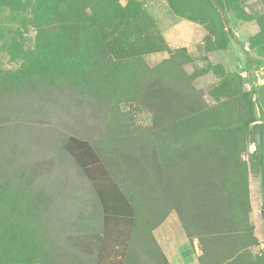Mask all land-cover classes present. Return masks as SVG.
<instances>
[{
    "label": "trees",
    "instance_id": "obj_1",
    "mask_svg": "<svg viewBox=\"0 0 264 264\" xmlns=\"http://www.w3.org/2000/svg\"><path fill=\"white\" fill-rule=\"evenodd\" d=\"M167 1L181 17L207 24L209 53L228 49L229 15L252 18L241 0ZM28 6L34 48L18 69L0 72V115L2 96L45 87L78 91L106 106L100 138L69 136L61 144L91 184V210L72 223L96 232L88 249L97 254L87 260L50 237L43 214L51 198L42 189L0 181V264H129L128 248L137 240L144 258L135 264H170L152 231L172 209L190 239L199 238L201 264H264L263 254L251 252L259 239L250 218L252 170L264 208V84L256 86L253 74L264 61V13L249 42L260 58L245 51L250 77L214 65L222 75L209 91L210 104L185 67L194 60L186 47L148 63L145 56L167 43L139 0H35ZM135 110L152 112V125L139 124ZM256 121L263 122V157L259 162L256 148L249 162L244 154L255 142Z\"/></svg>",
    "mask_w": 264,
    "mask_h": 264
},
{
    "label": "rangeland",
    "instance_id": "obj_2",
    "mask_svg": "<svg viewBox=\"0 0 264 264\" xmlns=\"http://www.w3.org/2000/svg\"><path fill=\"white\" fill-rule=\"evenodd\" d=\"M33 1L20 0V7L12 0H0V72L18 69L23 63L24 52L34 48L36 29L30 23L32 14L28 6ZM128 1L121 0V3L125 5ZM139 1L155 18V29L167 43L165 50L145 56L150 65L154 66L168 58L170 51L186 47L194 60L185 67L195 73L194 84L205 92V98L210 104L214 100L209 91L222 75L215 73L214 65L222 64L229 72L245 74V79L250 77L246 69L245 51L260 58L249 42L259 31L256 18L264 13L261 0H241L243 8L252 18L244 22L229 15L227 31L232 35L230 45L225 51L212 53L207 52L204 45L208 35L207 24L181 17L170 8L167 0ZM250 87L246 84L247 89ZM1 104L4 111L0 115V181L13 185L28 183L33 192L42 189L51 198L43 214L50 237L62 249L78 251L87 260L95 256L97 251L88 249V244L96 232L91 229L79 231L72 223L80 213L86 214L91 210L94 197L91 184L72 157L62 150L61 144L69 136L91 141L100 138L104 134L106 106L98 105L95 100L78 91H59L46 87L37 93L2 96ZM124 108L130 107L125 105ZM135 118L143 126H151L153 123V115L149 110H135ZM255 150L254 142L249 145L244 158L253 161L251 153ZM250 186L258 200L252 213V225L259 239V244L251 247L256 257L264 255V223L260 214L262 200L258 175L254 170L251 172ZM101 225L98 240H102L104 235ZM138 246V240L132 241L128 249L135 256L144 258ZM179 249L185 261L192 263L191 249L184 243L179 245ZM129 264H135L132 258Z\"/></svg>",
    "mask_w": 264,
    "mask_h": 264
},
{
    "label": "crops",
    "instance_id": "obj_3",
    "mask_svg": "<svg viewBox=\"0 0 264 264\" xmlns=\"http://www.w3.org/2000/svg\"><path fill=\"white\" fill-rule=\"evenodd\" d=\"M255 198H257V195H252V211L250 213L251 222L253 221L252 213L255 211L257 206L256 202H258V200ZM152 232L157 243L167 256L170 264H201L199 259V256L202 254L200 240L196 236H193L192 240L190 239L176 209H172L165 220L156 226ZM183 243L192 251L190 259L192 263L185 261L186 258L180 254L181 252L179 245ZM131 254V258L134 260V262L143 259L142 257L135 256V253L133 252H131Z\"/></svg>",
    "mask_w": 264,
    "mask_h": 264
},
{
    "label": "water",
    "instance_id": "obj_4",
    "mask_svg": "<svg viewBox=\"0 0 264 264\" xmlns=\"http://www.w3.org/2000/svg\"><path fill=\"white\" fill-rule=\"evenodd\" d=\"M252 131L253 136L255 139L256 148L258 149L259 153V162H261L263 157V122L262 121H256L252 124ZM260 214L264 223V208L260 210Z\"/></svg>",
    "mask_w": 264,
    "mask_h": 264
},
{
    "label": "built area",
    "instance_id": "obj_5",
    "mask_svg": "<svg viewBox=\"0 0 264 264\" xmlns=\"http://www.w3.org/2000/svg\"><path fill=\"white\" fill-rule=\"evenodd\" d=\"M253 74L255 77L256 86L264 84V61H261L253 69ZM245 77V74H243Z\"/></svg>",
    "mask_w": 264,
    "mask_h": 264
}]
</instances>
